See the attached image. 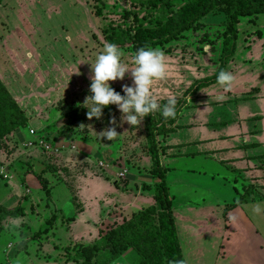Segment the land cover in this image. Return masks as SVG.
Wrapping results in <instances>:
<instances>
[{"label": "rangeland", "instance_id": "374dc122", "mask_svg": "<svg viewBox=\"0 0 264 264\" xmlns=\"http://www.w3.org/2000/svg\"><path fill=\"white\" fill-rule=\"evenodd\" d=\"M146 1L0 0V80L30 118L25 128L9 132L20 112L3 113L0 102V129L8 131L0 138V204L6 211L24 212L0 223V264H81L89 254L97 256L95 264L110 247L104 241L113 224L132 208L137 212L155 204L159 181L152 156L157 151L161 160L160 132L174 119L156 111L131 127L121 124V112L109 105L101 119L89 120L92 105L85 103L91 95V64L107 43L103 31L112 21L121 22L127 11L143 20L149 14L142 6ZM168 1L178 9L188 0ZM223 22L222 17L210 19L204 31L157 49L164 54L168 76L154 81L152 92L161 108L175 97V119L192 84L198 85L194 79L220 66ZM239 28L240 43L264 45V16L243 20ZM121 51V63L134 68V50ZM109 83L123 95L122 86L132 84L130 72ZM113 117L115 124L110 123ZM109 127L118 136L113 141L99 138ZM31 130L53 140L55 149L30 147L35 142ZM187 199L195 207L203 200L219 204L211 195L196 193ZM179 209L182 219L186 212ZM244 210L264 240V205L246 204ZM178 226L186 264L254 263L249 250L238 248L241 238L249 236L247 226L228 243L217 221L200 216L182 219ZM139 259L130 250L115 264H139Z\"/></svg>", "mask_w": 264, "mask_h": 264}, {"label": "crops", "instance_id": "0c3cea01", "mask_svg": "<svg viewBox=\"0 0 264 264\" xmlns=\"http://www.w3.org/2000/svg\"><path fill=\"white\" fill-rule=\"evenodd\" d=\"M226 71L235 77L230 91L212 84L190 92L180 104L178 118L161 138V163L175 198L177 226L200 216L217 221L226 231L225 243L247 226L249 236L241 238L239 252L249 250L252 264H264V240L244 210L246 204L264 205V45L239 42ZM218 96L225 99L218 101ZM196 193L214 196L219 204L203 198L192 206L187 196ZM240 199L241 205L226 212ZM182 206L181 219L177 209ZM136 210L125 214L141 211Z\"/></svg>", "mask_w": 264, "mask_h": 264}, {"label": "trees", "instance_id": "16d2710c", "mask_svg": "<svg viewBox=\"0 0 264 264\" xmlns=\"http://www.w3.org/2000/svg\"><path fill=\"white\" fill-rule=\"evenodd\" d=\"M142 6H146L149 13L143 20H140L137 14L127 11L121 22L112 21L106 26L103 35L107 43H115L119 49L131 48L135 53L142 47L163 49L184 41L190 33L204 31L210 19L224 18L223 24L219 25L222 40L218 41L220 44L217 62L220 66L215 73L210 71L207 77L194 79L198 85L192 84L190 89H193V93L216 84L219 71L226 70L237 51L242 21L246 19L252 21L264 16V0H188L178 9H175L168 0H149L143 2ZM214 44L215 42H212V45ZM0 102L3 113L12 109L20 112V120L13 123L9 132H16L29 124V116L21 109L1 80ZM170 122L173 124L175 119ZM167 131L162 130L160 138L165 136ZM6 134L8 131L0 129V138ZM38 138L45 139L48 144L53 141L43 133ZM152 157L159 181L155 187V204L131 216H125L122 222L114 223L104 241L106 246L110 247L100 255L99 261L95 264H115L130 250L139 255V264H186L179 241V230L174 216L175 198L167 181V170L161 163L159 152L154 151ZM243 201L238 200L228 207L226 212L238 207ZM23 214L22 210L6 211L0 204V223ZM52 221L48 223L51 224ZM96 257L89 254L81 264H94Z\"/></svg>", "mask_w": 264, "mask_h": 264}, {"label": "clouds", "instance_id": "9594fccd", "mask_svg": "<svg viewBox=\"0 0 264 264\" xmlns=\"http://www.w3.org/2000/svg\"><path fill=\"white\" fill-rule=\"evenodd\" d=\"M30 56V53H27ZM123 53L115 43H105L103 50L96 55L94 64H91L90 96L86 97L85 103L91 101V107L87 108V117L91 120L95 117L101 119L103 109L109 105H115L121 112V124L127 123L131 127L141 124L142 119L150 113L161 111L165 119L176 118V99L170 97L167 103L161 108L152 92L154 81L166 79L168 67L164 60V54L151 47H142L137 50L133 57L135 67L129 69L121 63ZM130 72L131 85H123L121 95L110 85V81L123 80L126 73ZM235 77L226 70H220L216 82L230 91ZM224 96H218V101H223ZM115 124V118L110 120ZM99 138L113 141L118 133L114 127L101 131ZM255 208L254 211H258ZM229 219H234L230 216Z\"/></svg>", "mask_w": 264, "mask_h": 264}, {"label": "built area", "instance_id": "2783aa9c", "mask_svg": "<svg viewBox=\"0 0 264 264\" xmlns=\"http://www.w3.org/2000/svg\"><path fill=\"white\" fill-rule=\"evenodd\" d=\"M30 134L35 138V142H31L29 144L30 147H34L35 146L34 144H37L38 147L40 149H43V150L45 149L47 151H50L52 149H55V148L52 147V145L48 144V142L45 139H41V138L39 139L38 136L36 135V131L35 130H31ZM5 178L7 179L6 176H5Z\"/></svg>", "mask_w": 264, "mask_h": 264}]
</instances>
